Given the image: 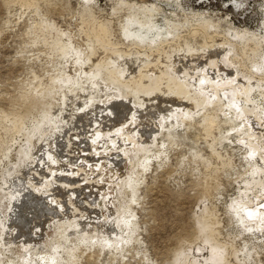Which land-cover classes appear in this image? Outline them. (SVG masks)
<instances>
[{"label": "bare ground", "instance_id": "obj_1", "mask_svg": "<svg viewBox=\"0 0 264 264\" xmlns=\"http://www.w3.org/2000/svg\"><path fill=\"white\" fill-rule=\"evenodd\" d=\"M119 3L128 6L143 36L131 37V49L124 52L106 49L93 38L85 61L66 57L55 79L56 105L48 107L43 123L28 137L22 166L6 171L9 214L0 212L1 234L7 249L21 251L6 264H81L87 251L88 259L96 255L104 264L136 252L140 240L134 236L133 211L140 205L141 172L155 167L154 161L164 165L174 141L198 128L205 142L210 139L208 150L195 151L200 159H217L228 167L227 146L243 151L245 168L235 179L243 195L228 208L230 218L243 233L253 226L257 230L251 235L263 230L264 67L251 62L264 51V37L243 33L241 38L230 28L231 39L229 27L220 29L205 16L191 17L192 22L166 18L161 28L157 5ZM223 56L232 69L224 67ZM157 133L164 137L160 146ZM51 233L56 234L52 244L46 241ZM208 233L218 241L216 230ZM253 237L255 245L247 233L243 244L245 249L253 245L255 259V247L264 246V240ZM245 249L241 255L237 250L200 255L195 249L191 258L198 264H233V257L237 264H248Z\"/></svg>", "mask_w": 264, "mask_h": 264}, {"label": "rangeland", "instance_id": "obj_2", "mask_svg": "<svg viewBox=\"0 0 264 264\" xmlns=\"http://www.w3.org/2000/svg\"><path fill=\"white\" fill-rule=\"evenodd\" d=\"M125 1L133 5H157L160 13L157 23L161 28L166 24V18L175 19L177 16L184 22L205 16L207 20L216 21L220 29L229 27L228 30H237L241 38L243 33L264 37V0ZM242 1L247 3L242 4ZM127 7L118 4V0H0V212L4 215L9 214L7 204L10 200L7 192L3 191L6 171L22 166L24 153H28V137L43 123L48 107L56 105L53 102L58 87L55 79L59 78L66 57L74 54L85 61L93 38L102 40L106 49L124 52L131 49L132 38L143 36V30L132 20V12L130 15ZM127 25H131L130 29ZM231 29L228 36L235 39ZM151 37L156 39L154 34ZM221 59L226 69L233 68L224 56ZM251 64L253 67H264V51ZM158 135L155 136L160 146L164 137ZM209 140L205 142L201 129H191L189 136L181 134V138L174 141L175 146L168 150L170 154L164 165L158 167V162L154 161L155 167L141 172L143 178L135 194L140 205L133 211L135 216L132 213L138 226L134 236L140 240V247L121 260L107 259L108 263L104 264H146L148 261L147 264H198L191 258L195 249L201 250L200 255L208 254V250L223 255L229 250L234 254L233 251L237 250V255H241V248L246 246L243 244L246 233L252 238L253 245L256 243L253 236L259 237V241L264 240V221L261 222L263 230L258 228L259 233L251 235L257 228L253 226L251 230L247 226V231L243 233L242 227L240 234L236 219L233 221L230 218L228 208L243 195L244 187L235 181L236 173H242L245 168L241 158L243 151L227 146L229 153L226 154L231 161L228 167L221 165L217 159H200L195 151L208 150ZM125 165L123 162L121 167ZM95 196L97 192L94 191L88 197L89 201L94 202ZM122 200L126 202L129 199L124 195ZM209 228L218 232L219 237L215 236L218 241L208 235ZM1 229L2 226L0 263L6 264L8 258L16 259L21 251L6 248ZM55 236L52 234L46 241L52 244ZM253 245L249 243L248 249H245L250 253L248 264H264V246L255 247V252L259 254L253 259ZM87 253L85 255L89 257ZM85 255L81 264H99L96 255L89 259ZM230 262L237 264L233 257Z\"/></svg>", "mask_w": 264, "mask_h": 264}]
</instances>
